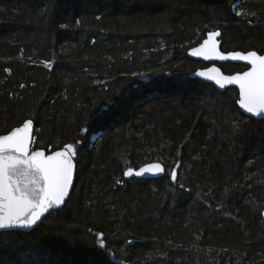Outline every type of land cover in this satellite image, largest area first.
<instances>
[{
  "label": "trees",
  "instance_id": "obj_1",
  "mask_svg": "<svg viewBox=\"0 0 264 264\" xmlns=\"http://www.w3.org/2000/svg\"><path fill=\"white\" fill-rule=\"evenodd\" d=\"M217 29L264 53V0H0V135L31 119L32 150L76 148L69 198L0 232V264H264V119L188 76Z\"/></svg>",
  "mask_w": 264,
  "mask_h": 264
},
{
  "label": "snow or ice",
  "instance_id": "obj_2",
  "mask_svg": "<svg viewBox=\"0 0 264 264\" xmlns=\"http://www.w3.org/2000/svg\"><path fill=\"white\" fill-rule=\"evenodd\" d=\"M218 36V31L208 32L203 43L192 49V54L206 59L212 55L227 59L217 51ZM229 55L233 60L250 62L251 70L242 75L223 76L219 69L212 67L196 75L214 81L221 88L238 84L240 105L249 113H264V56L254 51ZM32 123L28 120L10 134L0 136V227L35 224L44 212L62 204L69 192L76 148L67 144L51 155L41 150L29 153ZM162 171L161 164L153 163L140 168L135 175ZM124 175L132 176L133 170L129 168ZM171 176L175 179L176 173L173 171Z\"/></svg>",
  "mask_w": 264,
  "mask_h": 264
},
{
  "label": "water",
  "instance_id": "obj_3",
  "mask_svg": "<svg viewBox=\"0 0 264 264\" xmlns=\"http://www.w3.org/2000/svg\"><path fill=\"white\" fill-rule=\"evenodd\" d=\"M194 1H197V2H200V3H203V4H213V5H217V6L224 5L225 2H226V0H194ZM213 31H218L220 33V36L216 37V40L218 41V43H217V51L220 54H223L224 56L228 57L227 59L221 60L216 55H212L211 58L206 59L204 57H198V56H195V55L192 54V49L193 48H198L203 43V41L207 38L208 32H213ZM208 32L205 34V37L201 40V42L199 44H197V45L189 48L186 53H187V55L190 58L195 59V60H200V61H203L205 63H209V65L206 66V67H203V68H198V69L190 72L188 74V76L189 77H192V78H198V79H200L202 81L211 83V84H213L215 86L216 89L221 90V91L224 90V89H226V88H230V87L236 88L237 91H238V100H237L236 103H237V106L239 107V109L241 110V112L244 113L247 116H250V117L254 118V119H264V113H260V114L249 113L245 108H243L240 105V103H239V100H240V90H239V85L238 84L233 83V84H230V85H225V87L221 88L219 85H216L214 81H210V80H207L206 78H201L198 75H196L198 72H200V71H206L207 69L212 68V67H215V68L219 69L220 70V74L223 75V76H234V75H238V74L239 75H242L244 72L251 70V64H250V62L240 61V60H233V59H231V57H230L229 54H234V53H237L238 52V53H241V54H245L246 55L248 52H253L254 51L258 55L264 56V53H258L256 50H249V51H240V50L223 51L221 49V32H220V30L217 29V30H212V31H208ZM223 62L238 63V64L245 65L247 67L244 70H242V71H236V72H233L231 74H226L216 64V63H223ZM28 120H31V119H26L24 122H26ZM24 122L20 126H17V127H22L23 124H24ZM17 127L12 128L9 132H7L5 134H2V135L10 134ZM2 135H0V136H2ZM29 139H30L29 153H31L32 151L41 150V151H44L46 155H51L52 152L61 150V149H57V150H54V151L49 152V153L46 150L40 149V148L35 149V150H32V145H33V140H34V123H32L31 129H30ZM138 171H133V175H135V172H138ZM75 172H76V164H75V162L73 160L72 182H71V185L69 187L68 195L65 197L64 202L62 204H60L58 206H54L53 208L49 209L47 212H44L41 215V218L35 224H33L31 226H22V225H19V224H12V225H8L6 227H0V232H6V231H24V232H27V231H30L31 229H33L43 219V217L45 215H47L48 213H50L53 210H57V209H60L61 207H63V205L65 204V202L67 201V199L69 198V195L71 193V190H72V187H73V184H74V179H75ZM161 173H159V174H145V175H142L140 177H143V178H155V177L159 176ZM128 177H131V176H128ZM261 214H262V218L264 220V209L262 210Z\"/></svg>",
  "mask_w": 264,
  "mask_h": 264
},
{
  "label": "bare ground",
  "instance_id": "obj_4",
  "mask_svg": "<svg viewBox=\"0 0 264 264\" xmlns=\"http://www.w3.org/2000/svg\"><path fill=\"white\" fill-rule=\"evenodd\" d=\"M200 80V79H199ZM204 82V81H203ZM264 222V221H263Z\"/></svg>",
  "mask_w": 264,
  "mask_h": 264
}]
</instances>
